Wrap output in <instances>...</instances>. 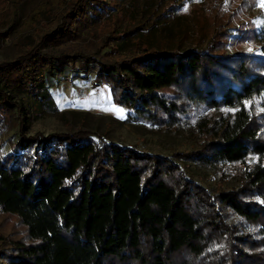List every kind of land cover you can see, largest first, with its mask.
<instances>
[{"label":"trees","instance_id":"1","mask_svg":"<svg viewBox=\"0 0 264 264\" xmlns=\"http://www.w3.org/2000/svg\"><path fill=\"white\" fill-rule=\"evenodd\" d=\"M1 1L0 36L14 32L18 53L0 61V128L13 117L17 134L0 154V264H264L255 0L209 28V3L191 28L183 0ZM231 36L236 50L224 54ZM67 72L107 87L128 122L185 135L190 150L163 156L82 125L29 134L59 112L46 78ZM186 163L221 169V188L201 185ZM226 167L237 171L228 188Z\"/></svg>","mask_w":264,"mask_h":264},{"label":"rangeland","instance_id":"2","mask_svg":"<svg viewBox=\"0 0 264 264\" xmlns=\"http://www.w3.org/2000/svg\"><path fill=\"white\" fill-rule=\"evenodd\" d=\"M251 0H219L218 3L211 6L210 0H183L184 8L182 15L185 22L192 28L193 19L200 24V11L207 3L210 9L205 15L206 27L212 25H224L228 17L234 12L235 8L243 2ZM206 2V3H205ZM250 3V2H249ZM249 17L255 24L264 22V0H255L253 9ZM249 19V18H248ZM5 2L0 0V33L4 32L7 25ZM244 21V20H243ZM237 31V23L233 22ZM18 28V27H17ZM243 27L241 26L240 29ZM8 32L5 37L0 36V61L11 59L18 53L10 43L11 34ZM234 36L229 37L226 44L221 47L224 54L236 50V47L230 48V43H235ZM248 48V47H247ZM46 85L51 90L58 104L59 112L43 118L37 119L31 125L29 134L36 132L44 135L52 132H64L70 124L73 129L82 125L84 128L95 130L99 133L105 132L107 138L118 144L127 146L134 145L139 150L148 151L159 155H169L173 151H188L191 148V142L183 134H172L160 131L156 126L147 122L139 121L130 123L125 118L123 110L112 103L109 89L105 86L100 88L91 87V81L83 78L79 73L74 75L69 72L59 78H46ZM16 122L13 117L6 121L5 126L0 128V154L5 155L8 152V144L17 139ZM187 165L186 170L193 179L201 185L218 190L220 187L221 169L215 171L210 168H203L194 164ZM226 179H230L225 184L228 188L237 184L234 174H237L235 168L226 167L224 169ZM232 222L239 223L241 220L236 216H231Z\"/></svg>","mask_w":264,"mask_h":264}]
</instances>
